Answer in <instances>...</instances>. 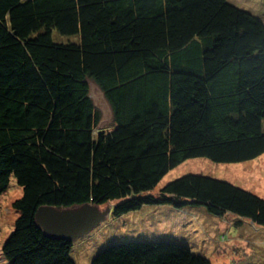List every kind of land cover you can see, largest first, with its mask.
Segmentation results:
<instances>
[{
  "label": "trees",
  "instance_id": "trees-1",
  "mask_svg": "<svg viewBox=\"0 0 264 264\" xmlns=\"http://www.w3.org/2000/svg\"><path fill=\"white\" fill-rule=\"evenodd\" d=\"M53 32L69 37L53 41ZM94 83L112 124L88 97ZM264 21L229 0H0V196L13 179L18 216L7 264H75L73 242L35 223L41 206L115 202L203 207L264 228V198L187 174V160L242 164L264 155ZM91 264H211L181 243L111 245Z\"/></svg>",
  "mask_w": 264,
  "mask_h": 264
},
{
  "label": "rangeland",
  "instance_id": "rangeland-1",
  "mask_svg": "<svg viewBox=\"0 0 264 264\" xmlns=\"http://www.w3.org/2000/svg\"><path fill=\"white\" fill-rule=\"evenodd\" d=\"M235 6L256 13L264 21V0H229ZM53 41L67 44L69 37L53 32ZM264 130V123H263ZM187 174L204 175L227 181L264 198V155L242 164H215L206 159L187 160L166 174L153 191ZM21 190L12 179L0 196V264H7L1 254L3 244L13 229L17 212L13 202ZM115 202L100 209L110 207ZM231 215L218 218L203 207L143 206L121 218L111 215L98 227L73 241L70 257L75 264H91L93 258L111 245L147 239L174 241L188 246L192 253L211 264H264V228L245 220L235 227Z\"/></svg>",
  "mask_w": 264,
  "mask_h": 264
},
{
  "label": "water",
  "instance_id": "water-1",
  "mask_svg": "<svg viewBox=\"0 0 264 264\" xmlns=\"http://www.w3.org/2000/svg\"><path fill=\"white\" fill-rule=\"evenodd\" d=\"M88 97L100 112L98 130L108 128L113 121L112 108L102 91L89 83ZM110 216V207L100 209L92 204L70 208L41 206L35 212V223L50 239L73 242L90 233Z\"/></svg>",
  "mask_w": 264,
  "mask_h": 264
},
{
  "label": "crops",
  "instance_id": "crops-1",
  "mask_svg": "<svg viewBox=\"0 0 264 264\" xmlns=\"http://www.w3.org/2000/svg\"><path fill=\"white\" fill-rule=\"evenodd\" d=\"M233 4V3H232Z\"/></svg>",
  "mask_w": 264,
  "mask_h": 264
}]
</instances>
